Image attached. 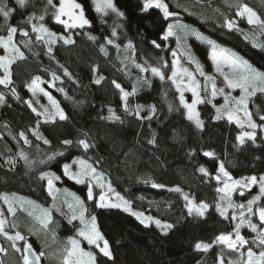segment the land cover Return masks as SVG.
Masks as SVG:
<instances>
[{
    "label": "trees",
    "instance_id": "1",
    "mask_svg": "<svg viewBox=\"0 0 264 264\" xmlns=\"http://www.w3.org/2000/svg\"><path fill=\"white\" fill-rule=\"evenodd\" d=\"M76 1L88 26L66 29L54 20L55 7L48 6L47 0H26L23 7L16 0H7L14 11L7 22L0 16V36L8 35V27H17L13 39L19 41L23 53V58L11 65L12 83L0 85L4 96L0 106V195L17 193L49 208L51 198L41 173L53 171L63 186L86 200V217L96 218L99 232L109 243L111 259L98 248H89L95 264H219L221 257L226 264V252L216 241L220 234L232 231L234 220L225 218L214 206L217 192L213 175L223 164L235 179L264 177V120L260 119L264 116V93L257 92L248 101L249 113L258 127L254 139L243 138L241 143V128L216 119V110L207 101L198 105L202 126L197 127L186 117L169 82L151 69L169 63L172 42L168 41L167 47L161 37L169 22L182 20L264 73V36L254 44L243 33L225 26L226 19H234L240 27L253 30L237 15V7L249 6L264 21V0H177L176 5L162 0L174 13L169 18L154 5L145 11V0H112L123 16L111 9L105 14L98 12L93 0ZM181 5L191 13L182 11ZM30 16L35 17L31 23ZM33 24H43L48 31L74 43L55 40L49 53L45 42L36 39ZM107 39L113 42L109 44ZM167 72L168 68L165 77ZM101 76L104 79L96 84L95 79ZM36 77L67 119L38 120L26 103L27 86ZM114 80L129 93L135 87V94L125 102ZM137 106H141L139 116L135 114ZM152 106L155 112L149 119ZM66 140L72 143L64 144ZM81 140L90 147L85 149L79 144ZM18 148L24 155H15ZM75 157L86 159L100 171L133 211L172 227L162 230L152 223L145 225L130 212L97 207L88 201L85 185L63 175V165ZM201 167L207 174L199 171ZM185 196L205 200L210 206L202 214L192 212ZM54 218L57 222L49 227L58 238L77 236L76 223L57 213ZM197 243L210 247L197 249ZM227 258L235 259L233 255Z\"/></svg>",
    "mask_w": 264,
    "mask_h": 264
},
{
    "label": "rangeland",
    "instance_id": "2",
    "mask_svg": "<svg viewBox=\"0 0 264 264\" xmlns=\"http://www.w3.org/2000/svg\"><path fill=\"white\" fill-rule=\"evenodd\" d=\"M93 1L95 5L94 7L97 10V7H96L97 0H93ZM167 1L172 2V5L177 4L175 3L177 2V0H167ZM53 2H55L56 7H59L60 0H53ZM75 3L80 5V3L76 0H75ZM244 6H247V5L245 4L238 5L237 10H236L237 15L243 18L245 22L253 28V30H247L248 28H245L242 26L240 27L237 21L234 19H226L225 26L227 27V22L229 21L233 22L234 27L232 29H235L243 33L245 38L251 40L254 44H259L260 37L264 36V28L261 27L259 24H256V25L249 24L248 23V13H245L243 16L238 14L241 11H243ZM56 7H55V12H56ZM247 7L251 9L252 12L256 13V11H254L252 8H250L249 6ZM179 8L186 13H191L187 9L186 6L181 5V7ZM108 10L98 11V12H103V14H105ZM76 11L79 12L80 10L77 9ZM83 14H84V11H83ZM256 16L259 18L257 13H256ZM84 17L85 19H87L85 14H84ZM62 19H67V17H62ZM54 20H55V16H54ZM88 25L89 24L85 26H88ZM169 25H173L172 31L174 34L170 35L167 40H164V45L168 47V45H170L168 41L172 42V44L170 45L171 48L169 51L171 55L170 61L167 64L164 63L162 68L159 70L161 73H163V76H164V70L168 68L167 76L166 77L164 76V78L169 82L170 88L175 92L177 102L183 108L186 117L188 118V109H186L184 105L181 104L180 95L182 91L185 101L190 104L192 100L195 98L191 91V88L193 87L196 88V91L199 94V98L202 101H207L214 106L216 110V116L218 115L217 109H220L221 113H224L225 108L222 106H225L226 102L224 99V95L219 93V89H224L225 94L230 93L232 97H236V98L241 96V90L238 88L232 89L228 87V82L224 79V75L222 73L228 74L230 78L234 77V73H233V69L223 60V55L235 54V56L242 58L245 61L247 60L241 57L240 54H238L232 49L218 46L217 45L218 43H216L215 41H213L216 46L214 48L212 44L208 43L210 39H207L206 36L199 33L198 30L192 28L191 26H189L188 23L182 20L171 21L169 22ZM75 28H81V27L77 26ZM66 29H74V28H66ZM167 31L165 32V34L167 33ZM7 36L3 38H5L6 40ZM60 37L61 35L59 34H56L55 38H49L48 36L45 35L43 41L48 47H50L51 44H54L55 40H63V39H60ZM13 47L15 49H18L19 52L22 53L19 48V41H16L13 39L12 44L9 46L8 50H5L2 46H0V56H8L9 58H11L12 56L16 55V53L12 51ZM125 50L127 51L128 48H126ZM223 50H226V52ZM173 51H175V55H173ZM214 53L216 55L215 61L213 60ZM18 59L19 58H17L16 60ZM173 61H175L176 63L173 64ZM248 64L250 63L248 62ZM198 66L202 69L203 75H201V71L198 70ZM251 66L256 71L263 73L259 71L258 69H256L253 65ZM217 67H219L221 71H217ZM184 69H187L188 72L193 74L194 80L190 78L184 72ZM174 70L177 72L176 79L180 83V90L177 89V84L173 83L172 79H169V77L172 76V72ZM3 74H4L3 69H0V77H2ZM207 77H211L212 79L209 80L207 79ZM34 79L27 86L26 102L31 101L32 103V107H30L31 110L32 108H35L37 110L34 113L37 115L38 120L41 122H51L54 120H61L59 119V116L57 115V108L62 112L63 110L61 109L57 100L42 86L41 79L37 81L35 85L33 84ZM213 82L215 84V88L217 89V95L215 97H213L211 94L212 89H213ZM48 84L50 86L52 85L51 82H49ZM0 85H3V84H0ZM30 87H34L35 91L30 90ZM41 89L43 91H41ZM45 93H48L49 95H45ZM0 94H2V92H0ZM49 96L52 98V100L56 102V107H53L52 100L49 99ZM251 97H248L247 99V111L248 112H249L248 101ZM2 103H0V106L2 105ZM199 104L200 103L196 105V109H195L197 113H198ZM226 107L228 109H234V103L230 100ZM233 114L244 125L243 128H241L236 123L235 119L232 121H229L226 114L222 115L221 118L225 119L229 123H234L239 128H241V131L239 134L240 136H242L244 132H254V135H255L257 128L252 129L248 127V118L245 116L243 109L234 110ZM52 116H55L54 120L50 119V117ZM197 118L200 120L199 115ZM190 121H192L197 126L196 118L191 119ZM197 127H200V126H197ZM243 138H248V137H243ZM21 139L25 141L24 136H21ZM22 154L24 155L23 150H20L18 148L17 153L15 155L21 156ZM8 160L11 161L12 160L11 157ZM82 161L86 165L90 166L91 168H94L91 165V163H89L86 159L82 157H75L69 163H67V165H69L68 172L69 173H80L83 170V165L81 164ZM219 167L217 168L215 174L213 175V178L216 182L215 190L217 192V196L214 200V206L218 210L219 213L225 210L227 201L229 199L233 202L234 205H245L246 206L249 200H251L253 197H256L258 195L260 196V199L257 200L256 205L253 206L254 211L257 206L264 207L262 205V203L264 202V195H261L260 193V177H256L257 182L255 184H250L249 187L245 188L241 186H236V188L231 192V196L225 197V193L218 191V190L224 188V182L228 178L224 177L223 174L219 172ZM62 169H63L64 177L69 178L71 181L75 182L76 184H84L86 189H89V187L92 188L93 199H91V202H94L97 207H99L98 204L100 203H106V204L119 203L121 204V207H119L118 209L125 211V207H128L130 211H127V212H130L131 214L132 213L142 214L141 219L144 220L143 223L145 225L152 223L157 226V224L155 223V220H158L157 218L148 216L138 211H133L130 208L127 201L119 193L115 191V189L111 186L107 178L97 169L94 168L95 169L94 173L88 176L82 177L85 181L84 183H77V181L73 179L71 175L65 174L64 165ZM224 171L227 172L225 169ZM42 173L54 174V176L52 177L53 183H52L51 194H50L49 185H48L49 177L45 176L43 178L46 182L47 193L49 194L51 198L50 207L46 208L40 205L39 203L25 196L17 194V193L1 194L0 195V212H2L3 215L0 216V219L5 220L4 229L8 233V235H15V233L19 231L24 236L25 239L23 241H15V244L17 247L22 249L25 242L30 243L35 253L38 254L40 252H44V256L41 257V264H63V257L65 255V249H70L72 247L69 238H73L79 241V249H82L84 253L90 252L89 248L91 247L97 248L94 244H89L83 236L79 235V232H78L79 229H83L86 226H89V221L91 220V217L93 216H91L90 218L86 217V213L88 209L86 208V202H85L86 200H83L82 196L75 194L73 191L68 190L65 186H63L60 183V180H61L60 177L59 179H55V177L58 176L56 173H54L53 171H44ZM217 175H220L221 177L220 180L216 179ZM228 177L231 178L229 183H234L235 181H242L245 183H249L250 178L255 177V176L235 179L228 173ZM240 192H242L241 196H239ZM101 194H103L105 197L104 201H100ZM222 197H224V199H222ZM77 198H79V201L83 202L82 205L78 203ZM6 199L8 202H5ZM201 203L207 205V207L210 206L209 203H207L205 200L197 201L190 197L187 198V208L192 212H200L199 209H200ZM69 205H72V208H69ZM218 205H219V208H218ZM10 206L14 209V212L8 211ZM102 208H115V207H102ZM81 210L84 211V223L83 224L81 223L79 219ZM240 211L241 209L235 208V207L227 208V211L225 212V215H224V216H230V217H232L234 214L236 215V219L234 220L232 231L229 233H223V234H232L233 239H235V236H236V231H237L236 225L240 223V219H241L239 216ZM243 211L245 213L246 220H250L251 223L256 224L258 227V231L254 232L249 227L247 222L240 225L238 229L239 234L245 240L249 241V243L244 245L243 248L240 249V251L230 249L227 247V245L216 242L217 246L222 248L223 252L225 250L226 252L225 256L228 257L230 255H233V257L235 258L234 261H228V258L226 257V264H230V262L231 264H245L246 257H247L246 253L249 247L252 249H255L256 253H259L260 251H264V248L258 246L259 245V228L261 225L258 224L257 221L255 220L256 215L249 214L246 210V207L243 209ZM55 213H57L59 216L64 217L68 221H70L73 214L77 216L76 220L71 221L77 224V227H76L77 236L76 237L66 236V237H61L60 239L56 236V232L52 231L49 227L50 223L52 225L57 222L54 218ZM133 216L137 218L136 215H133ZM149 217L151 218V220L148 219ZM141 219H138V220L141 221ZM41 220L47 221V227H44L42 225ZM95 223H96V220H95ZM13 225H15V227H13ZM97 228H98V225H97ZM249 234H253V237H249ZM254 239L256 240V243H252ZM12 243L13 242L9 241L3 233H0V246L7 249L6 253H0V262H2V264H23V260H22L23 252L15 251V249L12 247ZM100 244L102 246L103 241H100ZM241 252L244 254L243 256H241ZM81 259L87 262L88 257L83 256L81 257ZM219 264H221V262H219Z\"/></svg>",
    "mask_w": 264,
    "mask_h": 264
},
{
    "label": "snow or ice",
    "instance_id": "3",
    "mask_svg": "<svg viewBox=\"0 0 264 264\" xmlns=\"http://www.w3.org/2000/svg\"><path fill=\"white\" fill-rule=\"evenodd\" d=\"M16 2L23 7L26 3V0H16ZM47 5L48 6H52V7H56L55 5H53V0H47ZM153 5L158 8L161 9L164 13L165 18L174 15V13L169 12L168 10V6L162 2V0H145L144 3V10L146 11L147 9L153 7ZM97 11H106L108 9H111L112 11H116L118 15L123 16L122 12H119L118 9L115 8V5L112 3V0H97ZM79 9L80 11L77 12L76 10ZM14 9H12L11 7L8 6L7 4V0H0V16H2L4 18V20L7 22L8 18L10 17V15L13 13ZM245 13H248V23L249 24H259L261 27H264V21H261L257 16L256 13L252 12L251 9H249L247 6H244L243 11H241L240 13H238L239 15L243 16ZM62 17H67V19H62ZM34 16H30L28 19V22L31 23V21L34 19ZM43 16H40L39 19L43 20ZM55 20L60 23L63 24L66 28H75L77 26L79 27H84L85 25L89 24V21L87 19H85L84 14H83V10L81 5L75 3V0H60V4L59 7H56V12H55ZM227 27L229 29H232L234 27L233 22L229 21L227 22ZM173 25H169L168 26V31L167 33L161 37V39L163 40H167L168 37L170 35H173ZM18 31L17 27L14 26H10L8 27V36L5 40V38L0 37V46H2L5 50L9 49V46L12 44L13 41V37L14 34H16ZM21 32L22 35L24 36H28V32L24 31L23 29L19 30ZM32 31L37 33L36 39L37 40H44L45 35L48 36L49 38H55L54 33H51L48 31L47 28L44 27L43 24L39 25V27H37L35 24L32 25ZM113 36L116 35L115 30H113ZM90 39H95V37H89ZM60 39H63L64 42L66 44H72L74 43V41L71 38H67L64 36H61ZM107 42L109 44H111L113 41L111 39H107ZM152 43L159 48L160 45L156 42V41H152ZM209 44H212L213 47L215 48V43L213 41H208ZM131 46V45H129ZM12 51L16 53V55L12 56L11 58H9L8 56H0V69H3V76L0 77V84L3 85H9L12 83L11 81V65L15 62V60L17 58H23V53H20L18 49H15L14 47L12 48ZM52 49L51 47L48 48V52L51 53ZM101 51H104L103 46H101ZM226 52V50H223ZM173 55H175V51H173ZM213 60H216V55L214 53L213 55ZM223 60L233 69V73H234V77L230 78L228 74L226 73H222L224 75V79L228 82V87L232 88V89H240L241 90V96L236 98V97H232L230 93L225 94L224 93V89H219V93L224 95V99H225V106H222L225 108V112L221 113L220 109H217L218 115L215 117L216 119H220L222 115H227V118L229 121L232 120H236V123L243 128L244 125L240 122L239 119L236 118V116L233 114L234 110H240L243 109L244 110V114L245 116L248 118V127L252 128V129H256L258 127V125L252 121L251 119V113H249L247 111V99L248 97L254 96L257 92H261L264 93V73H260L258 71H256L250 64H248L247 61L243 60L242 58H239L237 56H235V54H231V55H223ZM176 62L173 61V64H175ZM137 67H140V65H137ZM144 71H147L146 68L142 69ZM198 70L201 71V75H203V71L202 69L198 66ZM153 74L159 75L161 77V79L164 78L163 73L160 72V70L158 68L153 67L151 69ZM217 71H221V69L219 67H217ZM65 72H67V70H65ZM184 72L194 80L193 74L188 72L187 69H184ZM177 78V72L174 70L172 72V76L169 77V79H172L173 83L177 84V89L180 90V83L178 82ZM104 79V77H99L98 79H95V83L96 84H100L101 81ZM207 79L211 80V77H207ZM40 78L36 77L33 81V84L35 85L37 81H39ZM113 85L115 86V88L119 89L121 92V99L124 100L126 102L127 97L129 95H133L135 94V87L133 88L132 92L129 93L127 91H125L122 86L117 83L115 80L112 81ZM54 86V85H53ZM30 90L35 91L34 87H30ZM41 91H43L41 89ZM191 91L193 93V96L195 97L192 102L189 104L185 101L184 99V95L183 92L181 91V95H180V102L181 104L184 105V107L186 109H188V118L194 119L196 118V124L197 126H202V122L197 118L198 117V113L195 111L196 109V105L198 103H202L203 101L199 98V94L196 91V88L193 87L191 88ZM13 95H15V89H12ZM212 96L215 97L217 95V89L215 88V84L213 82V89H212ZM45 95H49L48 93H45ZM49 99L52 100V98L49 96ZM232 101L234 103V109H228L226 106L228 104L229 101ZM4 101V97L2 94H0V103H2ZM26 103H28L29 107H32V103L31 101H27ZM52 105L53 107H56V102L54 100H52ZM140 107L141 106H137V110L135 112V114L137 116L140 115ZM125 110L127 109V104L125 103ZM33 112H36L37 110L35 108H32ZM47 111V110H45ZM111 111V109H110ZM155 112V106H152L151 109V113L149 115V119L151 118V115L154 114ZM39 115V113H38ZM57 115L59 116V119L64 120L67 119V117L63 114L62 111H60L57 108ZM116 119H119V117H115ZM50 119L54 120L55 116L50 117ZM261 120H264V116L260 117ZM21 136H24L23 133L20 134ZM243 137H248L251 139L255 138L254 132H244L242 134V136L238 137V139L240 140L241 143H243ZM25 142L27 143V138L25 137ZM45 143H48L47 140L44 141ZM154 140H150L149 143H154ZM72 141H64V144H71ZM79 144L83 145V147L85 149L89 148L90 145L87 143V141L85 140H81L79 141ZM205 155H212L211 153H205ZM52 157H49V159H51ZM81 164L83 165V170L80 173H69L68 169H69V165H64V169H65V174L67 175H71V177L73 179H75L77 181V183H84V179L82 177L84 176H88L92 173L95 172L94 168H91L90 166L86 165L83 161L81 162ZM199 171L201 173L207 174V170L204 167H201L199 169ZM219 172L223 174L224 177H227L228 179L225 180L224 182V188L219 189L218 191L224 192L225 193V197H230L231 196V192L236 188V186H241V187H249L250 184H255L257 182V178L256 177H251L250 178V182L249 183H245L242 181H235L234 183H229L230 181V177H228V173L224 171V166L223 164L220 165L219 167ZM45 176H48V185H49V191L51 194V189H52V177L54 176V174L51 173H42L41 174V178H44ZM55 179H59L58 176L55 177ZM217 180H220L221 177L220 175H217L216 177ZM176 191H180L179 188L175 189ZM260 193L261 195H264V177H260ZM88 199H93V193H92V188L89 187L88 189ZM188 197L185 196V199H187ZM222 199H224V197H222ZM260 199V196H256L253 197L251 200H249L247 202V205H234L233 202L229 199L227 201V205L224 211L221 212V215H225V212L227 211V208H239L241 209V211L239 212V216H240V223L236 225V236L235 239H233L232 234H222L220 236L217 237V241L219 243L225 244L227 245L228 248L230 249H234L236 251H240L241 248H243L244 245L248 244L249 241L245 240L240 234H239V227L241 224L247 222L249 227L255 232L258 231V227L256 224L251 223L250 220H246L245 217V213L243 211V209L246 207V210L249 214L251 215H256L258 213L259 215V220L261 222V226L259 228V247L264 248V207H259L257 206L255 211H254V205H256L257 200ZM105 197L103 194H101L100 196V201H104ZM78 203H80L82 205V201H79V198H77ZM5 202H8L7 199ZM99 207H115V208H119L121 207V204L116 203V204H106V203H100L98 204ZM207 205L201 203L200 205V212L202 214V210L204 208H206ZM69 208H72V205H69ZM219 208V205H218ZM9 212H14V209L10 206L8 209ZM125 211H130V209L128 207H125ZM133 215H136L138 219H141L142 214L139 213H132ZM3 213L0 212V216H2ZM225 218H227V216H225ZM77 216L75 214L72 215L71 219L69 222H71L72 220H76ZM79 219L81 221V223H84V211L81 210L80 211V216ZM95 217H91V220L89 221V226H86L83 229H79V235L83 236L87 242L89 244H94L99 251L103 254V256L108 257L109 259L112 258V253L110 250V246L109 243L106 239L103 238L102 234L99 232L97 225L95 223ZM149 220H151V218H148ZM232 219L235 220L236 219V215L234 214L232 216ZM141 222L143 223L144 220L141 219ZM41 223L44 227H47V221L46 220H41ZM155 223L157 224V226L161 227L162 230H167L169 228L172 227V225L167 224V223H162L160 220H155ZM4 224H5V220L0 219V233H3L7 239L9 241H12V247L15 249V251L17 252H23L22 255V260H23V264H41V257L44 256V252H40V253H35L32 245L30 243L25 242L23 245V248H19L16 246L15 241H23L25 238L24 236L17 231L15 233V235H8V233L5 231L4 229ZM13 227H15V225H13ZM70 239V243L72 245V247L70 249H65V255L63 257V264H95V256L93 253L88 252V253H84L82 249H79V241H77L76 239L73 238H69ZM100 241H103V244L101 246ZM252 243H256V240L254 239L252 241ZM210 247V245L207 244H200L197 243L196 248L197 249H201L203 248L205 251ZM7 249H5L4 247L0 246V253H6ZM244 254L241 252V256H243ZM83 256H87L88 260L87 262H85L83 259H81V257ZM221 264H223V258H220ZM0 264H2V262H0ZM231 264V262H230ZM245 264H264V251H260L259 253H254L252 248H248L247 249V257H246V261Z\"/></svg>",
    "mask_w": 264,
    "mask_h": 264
},
{
    "label": "water",
    "instance_id": "4",
    "mask_svg": "<svg viewBox=\"0 0 264 264\" xmlns=\"http://www.w3.org/2000/svg\"><path fill=\"white\" fill-rule=\"evenodd\" d=\"M164 14V13H163ZM169 17H171V16H169ZM169 17H167V18H169ZM87 193H88V189L86 190V195H87ZM242 195V192H240L239 193V196H241ZM87 199H88V195H87ZM88 201H91L90 199H88ZM205 211V208L202 210V213ZM256 216H257V219H258V221H259V223H260V225H261V222H260V220H259V215H258V213L256 214Z\"/></svg>",
    "mask_w": 264,
    "mask_h": 264
},
{
    "label": "flooded vegetation",
    "instance_id": "5",
    "mask_svg": "<svg viewBox=\"0 0 264 264\" xmlns=\"http://www.w3.org/2000/svg\"><path fill=\"white\" fill-rule=\"evenodd\" d=\"M255 220L257 221L258 224H260L259 221H258V219H257V216L255 217ZM252 250H253L254 253H256L255 252V249H252ZM246 255H247V253H246Z\"/></svg>",
    "mask_w": 264,
    "mask_h": 264
}]
</instances>
